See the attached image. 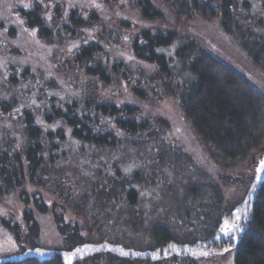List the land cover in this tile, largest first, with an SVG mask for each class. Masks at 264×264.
Segmentation results:
<instances>
[{
  "label": "rangeland",
  "instance_id": "1",
  "mask_svg": "<svg viewBox=\"0 0 264 264\" xmlns=\"http://www.w3.org/2000/svg\"><path fill=\"white\" fill-rule=\"evenodd\" d=\"M38 1L53 26L61 21L59 15H65L66 6L87 10L89 5V12L95 11L99 18L98 25L79 33L75 40L55 34L50 41L39 39L19 13V9H29L24 4L32 6L33 1L0 0V100L9 101L13 116L0 115V143L8 145L11 138L19 141L21 110L31 104L44 107L51 98L58 99L54 103L59 105L86 95L92 109L99 104L130 106L136 119L148 121V126L144 132H122V142L114 147H80L78 142L67 140L54 163L43 170V185L28 182L0 198V219L17 227L21 237L18 245L13 231L0 220V244L10 245L0 249V260L22 254L44 256L68 246L66 240L71 235L65 240L56 226L63 219L83 237L69 246L72 250H68L67 264L78 257L84 258L79 264H108V251L115 250L139 258L153 254L155 227L168 228L177 240L161 264H234L233 250L206 248L204 243L210 239L207 233L226 235L221 230L224 222L230 225L232 219L245 214L260 175L257 169L264 160V146L235 167L215 163L180 107L179 97L194 77L187 61L175 57V51L195 41L264 93V72L250 56L264 41V0L236 1L225 26L220 12L210 20L168 15L156 24L160 29H174L178 35L174 44L160 49L173 58L168 76L136 62L125 43L119 42L123 35L133 38L136 34L137 28L124 22L134 15L131 7L124 8L115 0L107 4L101 0L97 4L95 0ZM125 16L129 17L122 20L124 23L113 18ZM101 33L104 55L110 61L125 62L127 67L120 82L86 79L69 63V52ZM8 75L14 82L5 80ZM206 183L217 186L215 201L205 199L206 195L192 196L191 190L200 192ZM130 190L134 191L132 202Z\"/></svg>",
  "mask_w": 264,
  "mask_h": 264
},
{
  "label": "trees",
  "instance_id": "2",
  "mask_svg": "<svg viewBox=\"0 0 264 264\" xmlns=\"http://www.w3.org/2000/svg\"><path fill=\"white\" fill-rule=\"evenodd\" d=\"M32 1L29 9H19V13L26 27L36 30L39 39L50 41L51 35L55 34L75 40L79 33L83 34L98 25L99 18L95 11L89 12V5L87 10L66 6L65 15H59L57 9L61 21L54 22L53 26V20L51 23L46 20L43 4L38 0ZM101 1L107 4L114 0ZM115 1L122 3L124 8L131 7L134 15L130 16V21H124L129 16L113 18L122 23L129 22L127 26L133 24L137 28L133 38L130 35H123V39L119 36V42L125 43L129 56L136 62L150 65L156 73L168 76L173 58L160 49L174 44L178 35L174 29H160L156 24L167 20L168 15L175 19L190 20L199 17L210 20L216 18L220 12L224 19L222 25L225 26L238 0ZM101 35L102 33L99 38L91 36L85 44L80 43L69 52V63L86 79H98L104 84L113 80L120 82L127 69L125 62L110 61L108 55H104L105 44L99 42L104 37ZM250 56L264 72V41L250 51ZM175 57L187 61V69L194 77L179 97L185 118L216 164L231 168L243 163L264 146V93L251 85L229 64L199 47L195 41L179 47L175 51ZM12 78L8 75L5 80L14 82ZM84 83L83 80L80 87ZM82 90L85 92L83 88ZM85 96L82 99L74 97L62 101L59 105L54 103L58 99L51 98L44 107L31 104L21 110L18 125L20 137L23 139L18 141L11 138L8 145L0 143V198L23 188L28 182L43 185V170L54 163L61 146L67 140L78 142L80 147H114L122 142V132L134 134L147 130L148 121L136 119V111L132 107L99 104L92 109ZM10 107L9 101L0 100V115L12 119ZM46 125L48 127L45 128ZM199 191L191 190L192 196L200 198L206 195L205 199L213 201L218 198L217 186L212 183H206V187ZM128 198L133 201V190L128 192ZM211 207L215 209L213 204ZM0 220L6 228L13 231L19 245L21 237L17 227H12L5 219ZM217 221L218 219L214 226ZM57 222L56 226L65 240L71 235L66 240L68 246L61 250H50L44 256L37 253L4 258L0 260V264H67L68 250H72L69 246L81 242L83 237L63 219ZM228 228L232 231L226 235L220 232L213 237L207 233L206 238L210 239L204 243L206 248L233 250L234 264H264V181L256 183L245 207V214L232 219ZM152 237L155 242L153 254L148 252L139 258L137 255H124L120 250L108 251V264H161L168 255L170 246L176 245L177 240L165 227H155ZM8 247L10 245L7 243L0 244V249ZM114 255L118 257L114 258ZM78 258H75L73 264H79L84 259Z\"/></svg>",
  "mask_w": 264,
  "mask_h": 264
},
{
  "label": "snow or ice",
  "instance_id": "3",
  "mask_svg": "<svg viewBox=\"0 0 264 264\" xmlns=\"http://www.w3.org/2000/svg\"><path fill=\"white\" fill-rule=\"evenodd\" d=\"M24 8H30L31 5L30 4H24L23 5ZM19 23L23 24L24 21H19ZM25 31H27V29H25ZM36 30H33V35H35ZM73 47H75V45H73ZM125 171L127 172L128 169H125ZM257 172L260 173V175L257 176V182H261L264 181V160L261 161V168L257 169ZM247 203V201H246ZM237 211H239V209H237ZM3 213H0V215H2ZM235 228V225H233V229ZM225 234H230V232L232 231L231 229L228 228V221L224 222V226L221 229ZM77 251H79V249H77ZM225 251H228V249H225Z\"/></svg>",
  "mask_w": 264,
  "mask_h": 264
}]
</instances>
